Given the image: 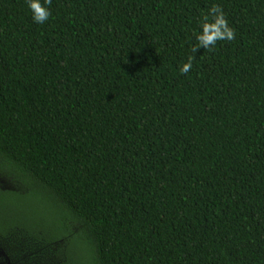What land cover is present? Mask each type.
Listing matches in <instances>:
<instances>
[{"label":"trees","instance_id":"16d2710c","mask_svg":"<svg viewBox=\"0 0 264 264\" xmlns=\"http://www.w3.org/2000/svg\"><path fill=\"white\" fill-rule=\"evenodd\" d=\"M213 7L235 37L199 48ZM49 9L37 24L0 0V175L26 187L0 181L13 264L41 234L62 264H264V0Z\"/></svg>","mask_w":264,"mask_h":264},{"label":"clouds","instance_id":"9594fccd","mask_svg":"<svg viewBox=\"0 0 264 264\" xmlns=\"http://www.w3.org/2000/svg\"><path fill=\"white\" fill-rule=\"evenodd\" d=\"M50 4L51 0H26L32 20L37 24H44L49 20L51 16ZM234 37L235 33L228 26L222 10L219 7H213L200 25V31L196 35V42L199 48L210 50L216 46L218 41L232 40ZM191 67V61H189L181 67L180 71L183 74H187Z\"/></svg>","mask_w":264,"mask_h":264},{"label":"rangeland","instance_id":"374dc122","mask_svg":"<svg viewBox=\"0 0 264 264\" xmlns=\"http://www.w3.org/2000/svg\"><path fill=\"white\" fill-rule=\"evenodd\" d=\"M4 174V173H3ZM0 181L3 188L18 190L20 192H25L26 187L20 179L14 175H0ZM25 188V189H24ZM42 247L37 249V255L32 258L29 253H25L27 258V264H62L65 260V257H59L56 253H59L60 250L56 248V245H53L52 240L46 234H41ZM22 253V252H21ZM61 254V253H60ZM59 254V255H60ZM0 264H13L10 256L6 251L0 246Z\"/></svg>","mask_w":264,"mask_h":264}]
</instances>
